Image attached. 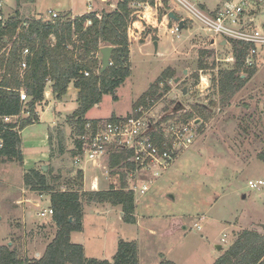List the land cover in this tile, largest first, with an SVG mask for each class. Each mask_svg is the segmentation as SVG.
I'll return each instance as SVG.
<instances>
[{
  "label": "rangeland",
  "instance_id": "374dc122",
  "mask_svg": "<svg viewBox=\"0 0 264 264\" xmlns=\"http://www.w3.org/2000/svg\"><path fill=\"white\" fill-rule=\"evenodd\" d=\"M53 1L41 0V15L28 14L27 7L22 5L23 23L19 28H24L25 22L35 17L49 20L52 17L50 11H62L60 4L67 1L73 3L75 13L88 15L93 11L102 15L103 11L115 10L121 0ZM157 1L149 4L159 9L160 24L145 14L143 4L130 5L136 21L141 23L136 25L137 29L134 27L136 21L128 28L130 52L132 49L131 75L116 90L117 100L112 95H105L88 117H125L143 94L157 87L161 97L152 106L154 111L164 114L177 108L175 111L181 119L192 114L191 120H196L200 134L194 146L177 160L173 170L177 174L162 176L166 178H162L161 183L166 186L158 189L161 183L155 184L144 195L139 215L135 212V224L124 221L121 206L83 203L82 231L72 233L71 242L82 245L85 256L90 259L112 262L120 241H126L136 243L139 264L164 261L214 264L245 231L264 237V186L260 190L249 188L250 181H264V162L258 159L264 150V50L253 71L243 66L238 72L246 80L245 86L234 96L223 95L218 88L222 73L235 69L236 59L235 62L228 61L234 56L233 46L223 47L225 45L219 42L212 48L211 34L202 23L195 18L192 20L186 10L172 5L170 0H166L165 8ZM222 1L197 0V3L204 12L211 14ZM0 2V14H5L4 21H7L16 11L15 0ZM170 14L185 21L179 35L163 34V20L170 28L176 23ZM66 15L59 13V16ZM79 17L70 19L74 21ZM258 22H264V15ZM76 40L77 36H74ZM156 40L159 43L157 50ZM10 48L6 46L2 53H7ZM202 67L209 69L201 70ZM169 70L174 72L173 77L163 79V74ZM202 78H206L204 82ZM207 81L209 88L202 90V84ZM49 86L50 83L46 91ZM184 90H187L186 94ZM67 98L64 114L77 108L76 102ZM30 100L29 97L24 102L25 110H28ZM178 104L181 105L179 108ZM40 115L42 122L25 128L22 133V141H29V145L36 148L44 144L49 124L54 119L53 111L43 112L41 108ZM23 116L27 117V112ZM71 116L59 118L60 123L53 129V149L46 171L52 170L50 185L60 186L62 191L72 188L69 182L82 165H90L76 164L73 158L79 137ZM177 116L175 114V118ZM46 139L43 148L32 150L38 161L44 159L41 155L49 148L48 137ZM23 165L5 162L0 166V246H9L18 259L36 264L56 237L58 227L53 216L40 217L51 207V197L32 193L25 187L24 175L28 169ZM37 169L41 170L40 167ZM101 170L104 172L98 176L107 183L101 189H110L112 169L102 167ZM155 190H158L156 196L153 195ZM139 200L135 197V203Z\"/></svg>",
  "mask_w": 264,
  "mask_h": 264
},
{
  "label": "trees",
  "instance_id": "16d2710c",
  "mask_svg": "<svg viewBox=\"0 0 264 264\" xmlns=\"http://www.w3.org/2000/svg\"><path fill=\"white\" fill-rule=\"evenodd\" d=\"M27 1L33 3L35 0H16L14 14L7 21H0V166L5 162L23 165L21 132L39 122L36 108L45 101L46 87L49 83H52V93L57 99L67 94L71 83L79 90V108L71 116L79 138L83 135L87 113L100 104L105 95H112L115 100L118 99L116 90L131 75L128 28L136 19L130 5L148 2L154 4V0H121L115 10L103 11L100 18L96 12L76 18L74 21L70 19L71 14L59 16L56 20L35 17L25 22L24 28H19L23 23L22 5ZM89 21L91 24L86 26ZM74 36H77L76 41ZM6 46L11 48L6 51L7 53H2ZM108 46L115 47L111 58L112 65L101 74L100 50ZM232 46L236 59L235 69L222 73L223 77L218 87L220 93L229 96L238 93L246 83V80L238 75L244 66L243 50L237 44ZM25 48L30 50L31 55L27 57L28 69L21 76L19 69ZM86 71L90 72L88 77L84 75ZM173 74L174 72L169 70L162 77L171 79ZM156 88L143 94L134 103L133 110L141 105H147L149 100L158 101L161 94ZM22 90L31 99L28 107L26 106L28 110H25V104L20 99ZM180 106L177 105L178 108ZM23 112H27L28 116L23 117L20 122H4L5 117L18 116ZM192 117L190 114L186 119ZM51 137L53 136L50 135L52 143ZM60 145L62 146V143ZM82 151V141L77 140L76 149L72 152L73 158L76 159ZM125 159V154L111 156L110 167L113 174H116L114 169ZM258 159L264 162V150ZM51 175L52 170L45 172L43 169H30L24 175L25 187L41 195H50L53 221L58 227L57 235L47 247L44 256L35 263L139 264L138 248L134 242L120 241L112 262L87 258L84 247L71 242L72 233L82 231L83 203L121 206L124 221L135 224L134 193L124 189L115 190L113 187L108 190L86 191L83 186L84 173L81 169H78L73 181L69 182L72 188L62 191L59 190L60 186L50 185ZM58 179L57 177L56 182ZM125 180L126 175L123 174V187H126ZM53 181L55 182L54 179ZM0 264L31 263L18 259L9 246H0ZM161 264L175 263L164 261ZM214 264H264V237L256 232L245 231Z\"/></svg>",
  "mask_w": 264,
  "mask_h": 264
},
{
  "label": "built area",
  "instance_id": "2783aa9c",
  "mask_svg": "<svg viewBox=\"0 0 264 264\" xmlns=\"http://www.w3.org/2000/svg\"><path fill=\"white\" fill-rule=\"evenodd\" d=\"M87 1L92 2V0ZM163 1L166 0H158L157 3ZM171 2L172 5L179 6V9L186 10L192 20L195 18L203 24L206 31L211 34L212 48L219 42L222 46L226 42L223 47L237 44L244 53V67L249 70L256 68L260 52L264 50V22H258V18L264 15V0H223L211 14L204 12L197 0H170ZM89 9H92V5ZM50 14L52 17L49 20L59 18L57 12L50 11ZM98 17L100 18V15ZM4 20L3 15L0 14V21L4 22ZM174 22L176 23L171 28L168 24L164 26V35L181 33V21ZM88 23L91 24V21ZM30 55V50L25 48L19 69L21 76L28 69L27 57ZM228 61L235 62L234 56ZM110 65H112L111 61ZM207 69L209 68L201 70ZM84 75L88 77L90 72L86 71ZM205 79L202 78V81L204 82ZM202 85L204 87L202 90L209 88L208 81ZM28 98L27 93L22 90L21 101L25 102ZM154 104L156 102L149 100L147 105L139 106L125 117L86 121L83 135L79 138L82 141L83 151L76 157V164L85 162L94 168H102V160L105 157L125 154L126 159L114 169L116 174L110 175L111 187L115 190L131 191L137 199L143 198L176 161L194 146L200 134L196 120L181 119L175 109L158 114L152 107L155 106ZM24 113L5 117L4 122H20ZM175 114L179 119L175 118ZM123 174L126 175V187H123ZM263 186V180L249 182L251 190H260ZM95 187L96 185L92 184V189ZM53 214V210L48 208L40 214V217L53 216Z\"/></svg>",
  "mask_w": 264,
  "mask_h": 264
},
{
  "label": "crops",
  "instance_id": "0c3cea01",
  "mask_svg": "<svg viewBox=\"0 0 264 264\" xmlns=\"http://www.w3.org/2000/svg\"><path fill=\"white\" fill-rule=\"evenodd\" d=\"M1 1V0H0ZM59 0H54L53 2H58ZM108 2V1H107ZM149 3V2H148ZM41 4V0H35L33 3H30L29 1L27 2H24L23 5H25V7H27L28 9V14L31 13V15H33L34 13H37L39 14L40 13V9L41 7L39 6ZM143 4V7L145 9V14H148L149 15V18H151V20L155 23H159L161 20L158 16L159 14V9L158 8H154L152 7L150 4H147V3H142ZM147 4V5H146ZM111 6H114V3H111L110 4ZM159 5L160 7H163L165 8L164 5H166V1H163V2H159ZM17 6V2L15 0V7L16 8ZM60 6H62L63 10L62 11H59V10H55L53 12H57L58 14L60 13H67V14H71V16L73 17H79V16H82L84 15L85 13H75V6L73 5L72 2H65L63 3V5L60 4ZM146 7V8H145ZM13 8V9H14ZM79 12H81V10L79 9ZM87 14V13H86ZM3 16L5 14H2ZM41 15V14H39ZM144 15V14H143ZM146 16V15H145ZM48 20V19H46ZM164 20L162 21V24L164 26H166V23L164 24ZM139 24L141 25V23L139 21H136L134 23V27H136V25ZM160 24V23H159ZM163 27V26H162ZM137 29V27H136ZM157 42V40H156ZM158 47H159V43H158ZM156 49V48H155ZM131 55H132V49H131ZM52 84V83H50ZM67 97H71V99L73 101L76 102V106L77 108L75 107V109L73 110L72 113H69V114H64V110L66 108V104L68 103L69 101V98ZM78 98H79V90L77 88H75L74 84L71 83L69 85V88L67 90V94L61 98V99H57V97L52 93V89H51V86H49V89H47V91L45 92V101L41 104V105H38L37 106V114H38V117H39V122L36 123V124H39L40 122H42V115H40V111H41V108H42V111L43 112H51L53 111L54 112V119H53V122L51 124H49V132L48 134L45 136V139H44V144L42 145H38V147H33L31 145H29V141H25L23 142L22 141V152H23V158H24V161H23V164L26 166V168L28 170L30 169H37L38 167H40L41 169H43L44 166H46L48 168V165H49V161L51 160V153H52V149H53V142L54 140L52 141L51 143V139H50V135H53L52 133L54 132L53 129L54 127H56L58 125V123H60L59 121V118L61 119H65L67 116H70V115H73L79 108V102H78ZM99 105V104H98ZM98 105H96L95 107H98ZM94 107V108H95ZM91 111V110H90ZM89 111V112H90ZM89 112L87 113V115L85 116V119L86 121H92V120H96L97 118H90L88 117V114ZM114 117V116H113ZM102 119V118H101ZM36 124L34 125H31L32 126H35ZM30 127V126H29ZM28 128V127H27ZM61 131V130H60ZM24 131L21 132V137H22V133ZM48 137V142L50 143L49 144V148L48 150L46 151V153H43L41 155L42 158L44 159H41V160H37V154H35L32 150L33 149H39V148H43L46 143H47V138ZM52 138V137H51ZM53 139V138H52ZM62 148H64L63 144L61 146ZM28 152H30V154H28ZM46 154V157H43V155ZM28 158V159H27ZM111 157H105L103 160H102V167H107L108 169H112L110 167V160ZM27 160H29V164L30 165H26L27 164ZM177 162V161H176ZM179 163V162H178ZM86 164V163H85ZM23 165V166H24ZM179 165V164H178ZM174 166H176V163L172 166L173 168H171L170 170H168L165 174L166 175H174L175 173L177 174V171H173L174 170ZM177 167V166H176ZM80 169L83 171L84 173V181H83V186H84V190L86 191H101V187H105L107 186V183L105 182L104 178L103 180H101V178L98 176L100 174V172H104L103 170H101V168H94L90 165H82V167H80ZM113 170V169H112ZM106 171V170H105ZM103 174V173H102ZM111 174H113V171H111ZM165 176V175H164ZM163 176V177H164ZM105 177V175H104ZM162 177V178H163ZM159 179L158 182L156 184H160L163 180ZM166 178V177H165ZM163 178V179H165ZM162 180V181H161ZM92 184L96 185V187L94 189H92ZM162 186H166L164 185L163 183H161L158 187V189H161L163 188ZM104 190H108L107 189H104ZM156 191V190H155ZM158 191V190H157ZM154 192V196H156V194L158 192ZM32 193H35L33 191H30ZM150 193V192H149ZM144 198V197H143ZM141 198L139 201H138V204L136 203V206H137V209H136V216L139 215V212H140V203L142 202L141 200L143 199ZM50 208V207H49ZM122 215V214H121ZM74 234V233H73ZM72 234V236H73ZM140 261V260H139Z\"/></svg>",
  "mask_w": 264,
  "mask_h": 264
},
{
  "label": "water",
  "instance_id": "95a60500",
  "mask_svg": "<svg viewBox=\"0 0 264 264\" xmlns=\"http://www.w3.org/2000/svg\"><path fill=\"white\" fill-rule=\"evenodd\" d=\"M172 20L178 21V18L176 17L175 14H170L169 16ZM185 25V21L180 22V27L181 29L184 28ZM223 45H226V42L223 43ZM155 47L156 50L158 48V42H155ZM115 50V47L112 46H108V47H104L100 50V54H101V71L100 73L103 74L104 72H106L109 68H110V61L113 55V52ZM187 93V90H184V94ZM43 170L46 172L47 171V167L44 166ZM72 221V219H71ZM218 250H221V246H217Z\"/></svg>",
  "mask_w": 264,
  "mask_h": 264
},
{
  "label": "clouds",
  "instance_id": "9594fccd",
  "mask_svg": "<svg viewBox=\"0 0 264 264\" xmlns=\"http://www.w3.org/2000/svg\"><path fill=\"white\" fill-rule=\"evenodd\" d=\"M173 21H175V20H173ZM182 22V21H181ZM185 26V25H184ZM183 30V29H182Z\"/></svg>",
  "mask_w": 264,
  "mask_h": 264
},
{
  "label": "flooded vegetation",
  "instance_id": "af4514ba",
  "mask_svg": "<svg viewBox=\"0 0 264 264\" xmlns=\"http://www.w3.org/2000/svg\"><path fill=\"white\" fill-rule=\"evenodd\" d=\"M174 109H176V108H174Z\"/></svg>",
  "mask_w": 264,
  "mask_h": 264
}]
</instances>
